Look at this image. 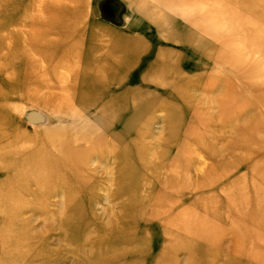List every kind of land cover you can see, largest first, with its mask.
<instances>
[{
	"label": "rangeland",
	"instance_id": "obj_1",
	"mask_svg": "<svg viewBox=\"0 0 264 264\" xmlns=\"http://www.w3.org/2000/svg\"><path fill=\"white\" fill-rule=\"evenodd\" d=\"M0 264H264V0H0Z\"/></svg>",
	"mask_w": 264,
	"mask_h": 264
},
{
	"label": "bare ground",
	"instance_id": "obj_2",
	"mask_svg": "<svg viewBox=\"0 0 264 264\" xmlns=\"http://www.w3.org/2000/svg\"><path fill=\"white\" fill-rule=\"evenodd\" d=\"M65 17H66V16H65ZM58 20H59V19H58ZM65 20H66V19H63V21H65ZM56 22L58 23V21H56ZM52 23H53V21H52ZM57 23H56V25H57ZM64 23H65V22H64ZM48 24H50V23H48ZM66 24H67V23H66ZM51 26H52L51 29H53V27L57 29V27L53 26V24L50 25V27H51ZM62 26H63V25H61V27H62ZM64 26H65V25H64ZM68 26H70V25H68ZM50 27H49V28H50ZM58 30H60V27H59ZM67 30H68V29H67ZM74 30H75V29H74ZM56 31H57V30H56ZM58 32H59V31H58ZM56 33H57V32H56ZM56 33H55V34H56ZM60 33H61V32H60ZM62 33L65 34V31L62 32ZM66 33H67V32H66ZM60 35H61V34H60ZM63 37H64V36H63ZM35 40H36V39H35ZM38 40H39V39H38ZM50 40H52V39H50ZM61 40H62V38H61ZM61 40H58L60 44H61V42H62ZM36 41H37V40H36ZM44 41L46 42V40H44ZM53 41H54V40H53ZM53 41L51 42L52 44H54L55 41L58 42L57 39L54 41V43H53ZM60 41H61V42H60ZM64 41H65V40H64ZM47 42H48V39H47ZM38 43H39V41H38ZM38 43H37V44H38ZM43 43H44V42H43ZM32 44H33V43H32ZM46 44L48 45V43H46ZM49 44H50V42H49ZM52 44H51V45H52ZM60 44H59V45H60ZM35 45H36V44H35ZM40 45H41V44H40ZM55 45H56V44H55ZM55 45H54V46H55ZM61 45H62V44H61ZM31 46H32V45H31ZM56 46H57V45H56ZM56 46H55V47H56ZM39 47H41V46H39ZM44 47H45V45H44ZM47 47H48V46H47ZM55 47H54V49H55ZM36 48H37V47H36ZM59 48H60V47H58V49H59ZM34 49H35V47H34ZM44 49H46V48H44ZM49 49H50V46H49ZM52 49H53V47H52ZM52 49H50V50H52ZM46 50H47V49H46ZM46 50H44V51H46ZM55 50H57V49H55ZM36 51H38V50L36 49ZM39 51H40V50H39ZM59 51H60V50H59ZM61 51H62V50H61ZM42 52H43V51H42ZM45 53H46V52H45ZM45 53L43 52V55H44ZM47 53H48V52H47ZM47 53H46V54H47ZM51 53H52V52H50V54H51ZM53 53L55 54L56 52H53ZM62 53H64V52H62ZM48 54H49V53H48ZM9 65H10V62L7 63V67H8ZM93 80H96V82H97V81H98V78H96V79L94 78ZM112 81H113V80H112ZM13 85H14V84H13ZM94 90H96V88H95ZM94 93H95V91H94ZM97 93H99V92H97ZM62 144H63V143H62ZM62 149H67V145L63 144ZM65 154L68 155V152H66V153L63 152L62 156L65 155ZM54 155H55V154H54ZM53 157H55V156H53ZM39 169L41 170L42 168H39ZM44 171H45V170H44Z\"/></svg>",
	"mask_w": 264,
	"mask_h": 264
}]
</instances>
